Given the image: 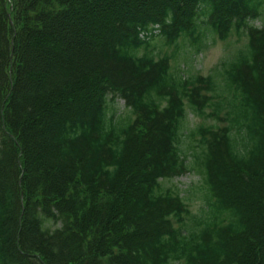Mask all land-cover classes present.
Returning <instances> with one entry per match:
<instances>
[{"label": "trees", "instance_id": "obj_1", "mask_svg": "<svg viewBox=\"0 0 264 264\" xmlns=\"http://www.w3.org/2000/svg\"><path fill=\"white\" fill-rule=\"evenodd\" d=\"M233 30L221 80L151 45ZM186 104L227 122L191 159ZM0 264H264V0H0Z\"/></svg>", "mask_w": 264, "mask_h": 264}, {"label": "rangeland", "instance_id": "obj_2", "mask_svg": "<svg viewBox=\"0 0 264 264\" xmlns=\"http://www.w3.org/2000/svg\"><path fill=\"white\" fill-rule=\"evenodd\" d=\"M262 22V18L250 20V23L255 26H261ZM247 40L248 37L243 31L237 32L233 30L225 40H221L215 35L211 36L208 33L200 51L186 38L180 39L177 43L178 46H176L167 45L162 38L156 36L152 40L151 45L159 47L160 55L165 52L170 54L172 57L170 60L171 71L174 75L183 74V76L190 79L198 75L204 77L212 75L221 80L223 63L238 49L242 48ZM203 93L214 97V100L217 98L215 92L204 90ZM108 97L111 98L112 94H108ZM112 104L119 113H126L125 101L121 97L117 96ZM212 111V107L209 106L202 111H194L186 104L185 132L182 135V147L189 151V159H191L193 151L198 149L200 140V130L198 129H204L211 125L224 126L227 123L224 119H216ZM220 116L224 117L225 113H221ZM200 180V175L196 171H188L165 181L166 186H171L174 190L181 193L190 210L189 216L192 214L193 217L201 213V208L204 204L201 191L197 189ZM187 222L192 223V219L189 218ZM51 225L54 227L56 224L52 222Z\"/></svg>", "mask_w": 264, "mask_h": 264}]
</instances>
